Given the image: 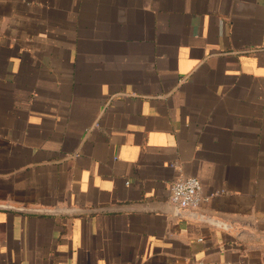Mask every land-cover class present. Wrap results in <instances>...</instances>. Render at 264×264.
Here are the masks:
<instances>
[{
  "label": "crops",
  "instance_id": "obj_1",
  "mask_svg": "<svg viewBox=\"0 0 264 264\" xmlns=\"http://www.w3.org/2000/svg\"><path fill=\"white\" fill-rule=\"evenodd\" d=\"M209 261L264 264V0H0V264Z\"/></svg>",
  "mask_w": 264,
  "mask_h": 264
},
{
  "label": "built area",
  "instance_id": "obj_2",
  "mask_svg": "<svg viewBox=\"0 0 264 264\" xmlns=\"http://www.w3.org/2000/svg\"><path fill=\"white\" fill-rule=\"evenodd\" d=\"M202 185L196 177L178 178L170 184L168 202L177 216L187 212L194 214L205 198L202 196ZM198 264H229L226 262H199Z\"/></svg>",
  "mask_w": 264,
  "mask_h": 264
},
{
  "label": "water",
  "instance_id": "obj_3",
  "mask_svg": "<svg viewBox=\"0 0 264 264\" xmlns=\"http://www.w3.org/2000/svg\"><path fill=\"white\" fill-rule=\"evenodd\" d=\"M5 207H7V209L13 208L12 206L6 205Z\"/></svg>",
  "mask_w": 264,
  "mask_h": 264
}]
</instances>
